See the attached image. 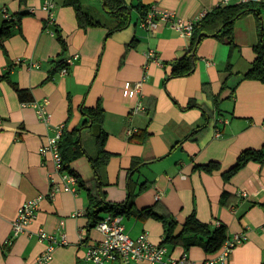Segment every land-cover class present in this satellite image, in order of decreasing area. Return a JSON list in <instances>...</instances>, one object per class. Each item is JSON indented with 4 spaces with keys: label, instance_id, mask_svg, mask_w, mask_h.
<instances>
[{
    "label": "crops",
    "instance_id": "1",
    "mask_svg": "<svg viewBox=\"0 0 264 264\" xmlns=\"http://www.w3.org/2000/svg\"><path fill=\"white\" fill-rule=\"evenodd\" d=\"M64 1L54 0L56 25L51 34L45 30L44 0H0V27L5 21L3 7L20 15L5 49H0V76L8 74L0 77V264H95L84 260L88 245L102 238L94 227L96 217L89 214L88 187H94L96 174L85 155L71 164L84 185L79 183L75 193L60 191L44 198L27 231L11 237L20 205L61 180L52 155L43 156L39 148L56 134L58 125L79 127L85 118L82 108L99 104L105 111L106 149L112 154L101 175L103 190L109 202L134 200L132 210L122 215L132 238L146 231L152 242L163 241V220L142 213L144 208L175 219L177 232L195 213L211 226L224 224L228 237L240 233L244 239L224 262L210 263L222 246L210 253L200 245L186 249L180 243L168 246L171 255L180 257L188 251L195 264H264V163L251 160L229 179L224 176L244 149L264 146V83L243 78L256 58L254 47L264 43V9L259 16L251 12L236 20L235 45L204 37L195 49L194 71L172 77L175 63L190 49V37L169 24L156 30L141 26L143 17L136 6L123 30L110 34L109 24L81 28L75 9ZM125 1L170 9L184 19H200L223 1L239 2ZM87 2L91 3L82 0ZM99 2L103 5L99 11L108 16ZM29 6L36 11L28 12ZM149 50L156 51L158 61L148 59ZM75 54L79 58L67 73L59 70L50 76L57 61ZM18 58L27 62L17 63ZM36 61L39 67L28 65ZM126 81L142 82L136 97L123 95ZM13 82L31 91L30 101L48 100V120L21 101ZM138 104L144 110L132 113ZM132 128L137 131L129 135ZM84 140L94 152L87 131ZM211 161H218L221 168L209 172L201 167ZM79 211L81 215L73 216ZM108 213L101 210L97 219ZM39 230L66 234V243L54 249L48 262L39 260L48 247Z\"/></svg>",
    "mask_w": 264,
    "mask_h": 264
},
{
    "label": "trees",
    "instance_id": "2",
    "mask_svg": "<svg viewBox=\"0 0 264 264\" xmlns=\"http://www.w3.org/2000/svg\"><path fill=\"white\" fill-rule=\"evenodd\" d=\"M104 3V10L110 16L108 22L101 21L95 18L92 13H89L82 6V0H65L64 4L72 6L76 11L78 24L81 28H88L90 26H107L109 33H114L128 27L131 20V10L136 6L141 13V17H145L149 8L148 6L139 2L137 5H129L125 0H101ZM261 8L264 9V4L256 1L238 2L230 4H218L214 9L208 11L202 16L194 26L193 35L190 37L189 51L178 60L171 72L172 77L185 76L192 73L196 65L195 49L198 43L206 36H214L221 40H226L230 44H234L233 33L234 25L237 19L248 14L255 13L260 15ZM20 19L19 14L13 13V18L5 19L2 27H0V49H5V42L13 33L14 24ZM111 22V24L109 23ZM235 45V44H234ZM256 51V58L252 62L251 67L243 78L257 79L264 83V43H260L254 47ZM55 69L50 76L62 67L66 66L64 59L56 62ZM70 68V67H69ZM8 74L1 75L2 78H7ZM13 86L18 92V95L23 102L32 100L31 91L26 88L19 87L18 83L13 82ZM206 114V111H204ZM82 113L84 119L79 127L69 128L67 124L62 132L59 141L60 151L63 159L62 170H67L76 174L71 169V164L74 160L81 156H88L96 174V183L93 188L88 187L89 192V214L96 217L94 225L100 220L97 219L101 210L113 214L123 215L130 212L133 208L134 200L128 197L123 202H109L106 201L103 186L105 182L101 179L102 172L112 157V154L106 149V140L108 138L107 131L103 128V121L105 118L104 108L99 104L95 107H83ZM210 116L207 114L206 119ZM87 131L92 135L94 140V152H90L84 140V132ZM257 161L264 163V146L261 149L247 148L244 149L238 156L236 163L227 171L224 172L226 179H229L233 174L245 166L249 161ZM204 170L212 172L221 168L218 161H211L208 164L201 166ZM79 183L84 185V180L76 174ZM228 196V192H223V198ZM225 200V199H224ZM92 207H96L92 211ZM142 213L154 214L161 218L165 224V236L160 244L167 246H175L180 243L186 248L200 245L205 251L213 253L219 250L223 242L228 238L226 226L220 223L217 226L202 222L198 219L195 213H192L185 224L176 231L177 221L171 217L166 218L154 212L152 208H144ZM206 238V239H204Z\"/></svg>",
    "mask_w": 264,
    "mask_h": 264
},
{
    "label": "built area",
    "instance_id": "3",
    "mask_svg": "<svg viewBox=\"0 0 264 264\" xmlns=\"http://www.w3.org/2000/svg\"><path fill=\"white\" fill-rule=\"evenodd\" d=\"M240 2H250L257 0H239ZM227 1L221 2L226 4ZM54 0H44L42 9L47 12V20L45 30L51 34H55L54 26L56 25V18L53 13ZM28 12L33 13L36 8L29 6ZM5 19L13 18V13H10L6 7L2 9ZM203 16V15H202ZM201 16V17H202ZM197 19H184L180 17L176 11L170 9H160L155 6L150 7L146 16L141 20V26L156 30L162 24H169L172 28L178 30L182 35L191 37L194 32V26ZM149 60H157V53L155 50L147 52ZM79 58V54L72 55L64 59L66 66L60 69V72L67 73L69 67ZM25 59L18 58L17 63H22ZM27 62V61H26ZM40 62H28L30 67H39ZM142 82L131 83L126 81L123 86V95L126 97H136L140 91ZM48 100L42 103L38 101H28L25 104H31L37 111L40 119L48 120L50 113L46 109ZM144 110L143 105L138 104L132 109V113H137ZM64 124L56 127V134L50 137L46 144L39 148L40 153L44 156L50 153L54 158L56 167L60 173V181L52 182L51 187L47 193H40L37 196L23 202L19 209L17 217L12 222V239L18 237L20 234L27 231L30 223L37 215V209L40 202L46 197H54L60 191L77 192V185L79 179L76 174L67 170H62L63 159L60 151L59 141L62 136ZM136 128L128 130V134L132 135ZM219 134V131H218ZM246 196L245 191L242 192ZM82 212H76L73 216L81 215ZM220 223L218 222V225ZM102 234V238L95 240L88 245L84 260L93 262L95 264H137L140 261H147L151 264H195L193 259L189 256L188 251H184L180 257H174L170 254L169 247L165 244L154 243L150 240L148 232L144 231L138 237L132 238L126 231L123 223V216L120 214L108 213L101 218L94 226ZM38 235L41 240L48 242L47 249L42 253L39 260L41 262H48L53 258L54 249L66 243V234L62 233L60 236L45 230H39ZM244 239L240 233H234L229 236L222 245L221 252L216 258L210 260V263L217 261L224 262L228 259L234 247Z\"/></svg>",
    "mask_w": 264,
    "mask_h": 264
},
{
    "label": "rangeland",
    "instance_id": "4",
    "mask_svg": "<svg viewBox=\"0 0 264 264\" xmlns=\"http://www.w3.org/2000/svg\"><path fill=\"white\" fill-rule=\"evenodd\" d=\"M87 1V0H86ZM89 1H91V3H89V2H87L88 4H83L82 3V6H83V9H85V10H89V8H90V10H93L92 11V15L95 17V18H97V19H99V20H101V21H105V22H108V19L107 18H109L110 16L108 15V16H103V14L99 11V8L98 7H100V9L102 10L103 9V5H102V3L101 2H99V0H89ZM92 3H96L95 5L97 6V8L94 6V4H92ZM100 3V4H99ZM89 4H91V6H89ZM89 6V7H88ZM96 8V9H95ZM204 239H206V238H204Z\"/></svg>",
    "mask_w": 264,
    "mask_h": 264
}]
</instances>
